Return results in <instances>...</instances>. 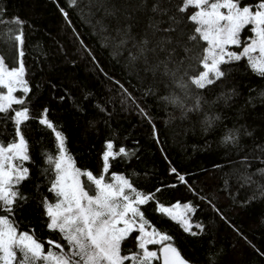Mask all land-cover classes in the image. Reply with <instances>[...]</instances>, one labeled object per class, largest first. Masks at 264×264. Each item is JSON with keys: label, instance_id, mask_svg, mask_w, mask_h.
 <instances>
[{"label": "snow or ice", "instance_id": "snow-or-ice-1", "mask_svg": "<svg viewBox=\"0 0 264 264\" xmlns=\"http://www.w3.org/2000/svg\"><path fill=\"white\" fill-rule=\"evenodd\" d=\"M67 6L78 9L81 18L87 17L88 23L112 42L116 54L127 51L126 66L151 76L146 95H157L162 86L165 91L159 100L179 112L181 120L196 117L206 135L219 131V143L238 156L223 178L225 185L233 180L237 193L241 189L250 192L245 204L264 198V144L248 147L243 143L255 134L254 128L239 122L244 106L231 127L223 112L239 96L234 85L225 90V83L241 64L245 71L264 78V0H87L83 4L67 0ZM6 12L0 7V20L6 21L0 27V264H196L181 254L174 238L158 229L148 213L162 214L188 236L202 239L208 226L193 223L190 215L198 206L192 202L161 203L156 194L162 193L163 187L176 188V184L144 191L132 179L137 176L134 170L110 172L111 161L138 159V149L123 144L117 148L114 139H106L98 173L76 166L63 126L50 119V104L40 100V83L33 89L29 79L24 61L25 21L18 16L5 18ZM60 12L68 21L67 12L63 8ZM113 83L119 86L122 110L130 105L151 124V116L136 99L118 81ZM217 85L220 91L207 96ZM51 89L56 85L51 84ZM90 95L83 92V100ZM258 98L264 103V89ZM51 99H67L78 112L84 111L83 102L67 89ZM255 99L250 96L246 106L254 107ZM106 103H111V98ZM94 106L111 116L105 106ZM89 125L95 127V121ZM152 131L155 139V126ZM36 133L40 135L33 142L29 134ZM256 162L260 167L250 171ZM33 169L37 170L35 181ZM169 173L226 220L214 198L197 192L175 167H170ZM30 183L32 191L27 192ZM224 190L231 195L229 187ZM30 201L35 203L42 229L52 234L43 241L33 225L20 228L18 214ZM207 248L206 264H220L223 250L216 248L214 239L207 240ZM256 252L264 258V251Z\"/></svg>", "mask_w": 264, "mask_h": 264}, {"label": "trees", "instance_id": "trees-1", "mask_svg": "<svg viewBox=\"0 0 264 264\" xmlns=\"http://www.w3.org/2000/svg\"><path fill=\"white\" fill-rule=\"evenodd\" d=\"M81 2L87 3V0ZM0 7L7 9L3 14L5 18L18 16L25 21L24 61L30 70L29 79L33 89L37 82L40 83V100L50 104V119L63 126L68 151L77 167L98 173L99 154L106 139H114L117 148L123 144L126 148L138 149V159L134 157L127 163L121 162L120 158L111 161L110 172L128 173L134 170L137 176L132 179L144 191L176 184V188L163 187L162 193L156 194L160 202L165 206L177 201L181 205L192 202L198 206L190 215L193 223L201 222L208 226V233L202 239L188 236L177 223L162 214L148 213L158 229L174 238L173 243L185 258L196 261V264H206L207 240L214 239L216 248L223 250L220 264H264V258L256 252V249L264 251V198L245 204L250 192L241 189L237 193L238 185L233 180L228 185L224 184L223 178L229 174L232 162L238 156L219 143V131L206 135L196 123V117L181 120L179 112H174L170 106L166 108L164 102L159 100L165 91L162 86L157 95H146L152 85L151 76L137 73L135 68L126 66L127 51L116 54L112 42L106 41L88 23L87 17L81 18L78 9L69 8L67 0H56V3L52 0H0ZM60 8L67 12L68 21L61 15ZM96 15L98 17L99 13ZM5 22L0 20V27ZM7 23H11L10 19ZM82 45L87 47V52ZM113 81H118L136 99L140 108L147 111L152 118L151 124L130 105L122 110L117 95L119 86ZM51 84L56 85L55 90L51 89ZM233 85L239 96L223 109L228 116L225 123L231 127L238 111L244 106L243 118L239 122L246 123L250 129L254 128L255 134L252 140L245 139L243 143L248 147L264 144V103L258 98L259 91L264 89V78L250 70L245 71L241 64L239 70L226 81L225 90ZM65 89L77 101L83 102L82 113L67 99L63 102L51 99L53 95L57 98L63 95ZM219 91V85L212 86L206 95L212 97ZM83 92L91 94L87 101L83 100ZM250 96L257 97L253 101L254 107L246 106ZM110 98L111 103H106ZM95 104L105 106L111 116L99 112ZM89 121H95V127H90ZM153 126L157 129L155 139ZM39 135L29 134V139L34 142ZM38 151L37 148L35 152ZM217 165L219 167H214ZM170 167L184 174L188 184L201 195L214 198L226 220H221L209 205L180 184L176 175L169 173ZM258 167L260 164L256 162L249 170L255 171ZM36 175L37 170L33 169L34 181ZM226 187L230 188L231 195L224 190ZM25 191H32L31 183L25 187ZM18 219L22 221V230L33 225L36 236L42 241L52 235L39 224L34 201L24 206Z\"/></svg>", "mask_w": 264, "mask_h": 264}]
</instances>
